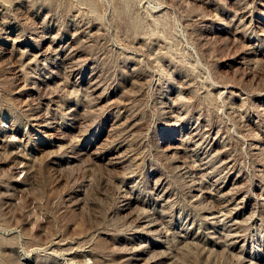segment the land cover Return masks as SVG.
Wrapping results in <instances>:
<instances>
[{"label": "rangeland", "instance_id": "rangeland-1", "mask_svg": "<svg viewBox=\"0 0 264 264\" xmlns=\"http://www.w3.org/2000/svg\"><path fill=\"white\" fill-rule=\"evenodd\" d=\"M0 264H264V0H0Z\"/></svg>", "mask_w": 264, "mask_h": 264}, {"label": "bare ground", "instance_id": "bare-ground-1", "mask_svg": "<svg viewBox=\"0 0 264 264\" xmlns=\"http://www.w3.org/2000/svg\"><path fill=\"white\" fill-rule=\"evenodd\" d=\"M43 120V119H42ZM35 121V125H38L39 127H44V124L43 123H40V121H38L37 119H35L34 120ZM38 121V122H37ZM45 126H47V125H45ZM44 132H45V134H48V133H46V129L45 130H43ZM43 133V132H42ZM220 214H222L221 212H219ZM212 214V213H211ZM213 215H214V213H213ZM218 216V215H217ZM216 216V217H217ZM221 216V215H220ZM213 217V216H212ZM217 219V218H216Z\"/></svg>", "mask_w": 264, "mask_h": 264}]
</instances>
